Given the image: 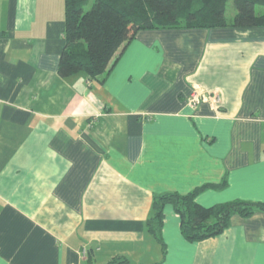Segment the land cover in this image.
Here are the masks:
<instances>
[{"label": "crops", "instance_id": "obj_1", "mask_svg": "<svg viewBox=\"0 0 264 264\" xmlns=\"http://www.w3.org/2000/svg\"><path fill=\"white\" fill-rule=\"evenodd\" d=\"M64 33L65 0H0V264H264L261 212L190 242L168 204L165 256L146 226L162 193L264 203V27L143 30L96 79Z\"/></svg>", "mask_w": 264, "mask_h": 264}, {"label": "trees", "instance_id": "obj_2", "mask_svg": "<svg viewBox=\"0 0 264 264\" xmlns=\"http://www.w3.org/2000/svg\"><path fill=\"white\" fill-rule=\"evenodd\" d=\"M233 1L236 14L227 18V6ZM264 0H65V46L60 56L58 74L69 78L85 72L90 79L108 75L121 54L143 30L214 29L225 27H264ZM205 185L187 194L155 195L152 215L146 226L166 254L162 237L164 209L173 205L181 219V232L190 242H201L221 235L231 225L233 216L252 217L264 213V203L233 201L211 207L196 198L206 189L224 188ZM109 264H131L127 257ZM157 264H163L159 262Z\"/></svg>", "mask_w": 264, "mask_h": 264}, {"label": "rangeland", "instance_id": "obj_3", "mask_svg": "<svg viewBox=\"0 0 264 264\" xmlns=\"http://www.w3.org/2000/svg\"><path fill=\"white\" fill-rule=\"evenodd\" d=\"M236 12H237V10H236V7H235L234 2L233 1H230L228 3V6H227V18L229 20H233ZM257 12H258V14L263 13L264 12V8L263 7H257ZM144 260L145 261H148L149 259H144ZM150 260H152V259H150ZM145 261H143V262H145Z\"/></svg>", "mask_w": 264, "mask_h": 264}, {"label": "built area", "instance_id": "obj_4", "mask_svg": "<svg viewBox=\"0 0 264 264\" xmlns=\"http://www.w3.org/2000/svg\"><path fill=\"white\" fill-rule=\"evenodd\" d=\"M205 99L206 98L204 97V95H201L198 92H194L192 93L189 102H190L191 107H196L198 104H200Z\"/></svg>", "mask_w": 264, "mask_h": 264}]
</instances>
